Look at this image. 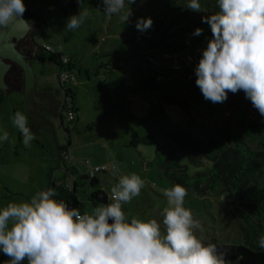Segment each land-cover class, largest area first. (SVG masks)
<instances>
[{"label":"rangeland","instance_id":"rangeland-1","mask_svg":"<svg viewBox=\"0 0 264 264\" xmlns=\"http://www.w3.org/2000/svg\"><path fill=\"white\" fill-rule=\"evenodd\" d=\"M179 1L135 0L130 5L131 16L125 23L117 15H106L102 0H83L89 16L78 28L69 30L67 18L79 11L77 0H24L26 9L39 10L50 27L49 37H45L35 25L25 21L30 28L18 41L24 51H30L29 60L36 75L31 109L43 108L54 125L60 145L66 144L70 137L69 165L87 176L95 166L108 167L105 172L96 173L100 187L108 195L120 174L141 176L145 183L140 195L124 205L129 218H157L162 222L161 212L166 206L162 189L175 183L153 162L156 150L171 140L172 133L220 127L244 133L253 124H264V117L245 98L243 91L229 92L224 103H212L197 87L195 68L212 33L200 35L174 51L168 50L165 44L146 50L121 46L141 35H152L159 20ZM214 3L213 0L200 2V12L187 8L180 11L175 19H171L164 37L186 32L188 29L183 28V24L187 20L203 22V17L219 11L218 1ZM125 11H128L127 7ZM141 17L153 20L152 27L144 32L136 28ZM36 33L40 34V45H53L60 50L62 58H69L72 63V68L67 69L70 80L66 85L74 100V122L69 121L67 109H62L65 96L58 78L60 69L54 55L36 45L33 38ZM117 53L119 58L114 60ZM37 54L41 59L36 57ZM21 73L17 86L11 84L6 91L0 88V135L4 131L9 134L8 141L0 140V209L9 202L30 201L36 192L51 188L53 182L56 199L66 201L69 207L82 206L81 214L91 213L95 207L88 200L90 189L80 186L77 192L73 190V181H79V178L72 174V169H64L58 164L57 144L50 125L38 121L40 128L31 130L42 147L33 142L31 147H25L21 132L12 124L11 118L17 111L16 101L25 98L13 90L24 91V74ZM147 82L152 86L148 88ZM41 102L45 104L40 106ZM133 130L142 136L150 135L151 143L140 142L132 146ZM179 156L191 175L197 171L207 173L211 169L209 161L196 165L186 154L179 153ZM185 188V207L191 209L200 222L197 235L205 243L260 247L258 238L252 234L248 238L245 236L233 209L240 208L255 221L258 219L235 195L219 190L202 197L193 189ZM261 223L264 226V222ZM8 259L0 251V264H7ZM22 264H27V260Z\"/></svg>","mask_w":264,"mask_h":264},{"label":"clouds","instance_id":"clouds-1","mask_svg":"<svg viewBox=\"0 0 264 264\" xmlns=\"http://www.w3.org/2000/svg\"><path fill=\"white\" fill-rule=\"evenodd\" d=\"M67 18L66 28H78L89 16L83 0ZM109 17L127 22L135 0H102ZM128 11H125V8ZM219 11L203 17L211 39L195 68L196 85L206 100L224 103L229 92L245 98L264 117V0H218ZM187 9L200 12V0H188ZM26 11L24 0H0V27H8ZM153 25L151 17L136 22L140 32ZM202 29L193 35L200 36ZM12 124L31 147L36 138L28 117L17 110ZM4 131L0 140L8 141ZM144 180L137 173L120 174L107 203L81 214L56 191L36 192L30 201L9 202L0 209V251L7 264H227L226 251L197 235L200 222L185 207L187 189L180 183L162 189L166 198L162 222L157 218H129L124 205L138 197ZM264 248V236L259 241Z\"/></svg>","mask_w":264,"mask_h":264},{"label":"trees","instance_id":"trees-1","mask_svg":"<svg viewBox=\"0 0 264 264\" xmlns=\"http://www.w3.org/2000/svg\"><path fill=\"white\" fill-rule=\"evenodd\" d=\"M215 3L218 0H213ZM204 2V0H200ZM188 0H181L174 4L168 10L165 16L159 20L153 34L144 37L130 39L122 44V47L146 50L154 45L165 44L168 50H177L185 47L199 36L193 35L195 29L201 28L202 35H210L211 28L207 23L198 19H190L185 22L184 27L188 29L179 36L165 38L164 34L175 19L177 14L184 10ZM214 3V4H215ZM23 15L29 22L35 25L45 37H49L50 27L46 17L39 11L27 8ZM181 21V20H180ZM42 48V45L36 43ZM52 54V53H51ZM54 60L59 69L63 68L57 55ZM36 57L41 59L40 55ZM119 54L113 56L118 60ZM72 63L66 65V69H71ZM21 70L19 65H15L7 77L11 82H20ZM146 86H152L147 82ZM71 95V91H70ZM74 107V100L71 101ZM68 108L66 105L62 109ZM21 111L28 117V114L21 108ZM61 115V113H60ZM76 117L70 122H74ZM43 124L48 125L44 120ZM63 125V121H61ZM28 125L34 132L38 126L33 123V118L28 117ZM68 132V128L66 129ZM170 141L156 150L153 164L158 165L165 171L167 178L173 183H180L184 187L194 190L198 196H209L223 190L229 194L235 195L244 205L251 208L252 214L258 219L250 216L240 208L234 207L235 217L241 224L245 236L250 234L258 238L264 236V124H253L243 132L230 130L228 127H220L212 130L191 129L174 132L170 135ZM37 147H42V143L35 138L32 141ZM140 142L151 143L150 135H139L135 130L132 131L131 145L137 146ZM71 139L68 137L67 143L60 145L61 154L69 153ZM180 154H186L196 165H203L204 162H211L212 166L209 172L197 171L191 175L188 172V166L181 163ZM61 166L64 169H72V174H77L78 169L69 165L67 160L61 156ZM79 181L73 183V190L78 191L80 186H87L90 189L88 200L94 207L101 203H107L108 194L100 187L99 179L95 176L77 175ZM51 188L54 189V183L51 182ZM220 251H226L227 264H264V248L251 247L243 244H216ZM260 245V244H259Z\"/></svg>","mask_w":264,"mask_h":264},{"label":"water","instance_id":"water-1","mask_svg":"<svg viewBox=\"0 0 264 264\" xmlns=\"http://www.w3.org/2000/svg\"><path fill=\"white\" fill-rule=\"evenodd\" d=\"M23 17L24 18L18 16L17 20L8 27H0V88L5 91L8 89L6 75L12 63L19 65L23 71L25 83L23 109L30 117L40 118L50 125L57 144L58 164L61 165V149L57 140L54 125L47 116L34 112L31 109L32 94L35 91L37 82L36 75L32 62L27 59L25 54L17 47V42L27 35L28 29L30 28L26 23L29 22V20L24 15Z\"/></svg>","mask_w":264,"mask_h":264},{"label":"built area","instance_id":"built-area-1","mask_svg":"<svg viewBox=\"0 0 264 264\" xmlns=\"http://www.w3.org/2000/svg\"><path fill=\"white\" fill-rule=\"evenodd\" d=\"M34 41L36 43L39 44L40 42V34H34L33 35ZM42 48L52 54L57 55L60 64L63 66V68L60 69L59 73H58V78L60 80V82L63 85V91H64V96H65V100H64V104L66 105V107L68 108L67 112H68V118L69 120H73L75 118V113H74V109H72L73 105L71 104L72 98L70 96V90L68 89L66 82L70 80V75L69 72L66 69V65L70 62L69 58H62L61 54H60V50H56L54 48L53 45L51 44H47V43H43L42 44ZM60 48H61V43H60ZM72 82H75V78L73 77ZM61 156H63L65 158V160H68L70 158V155L68 152H64L63 155L61 154ZM108 169V167H106L105 165L102 166H95L93 169H90V176H95L97 172H105Z\"/></svg>","mask_w":264,"mask_h":264},{"label":"crops","instance_id":"crops-1","mask_svg":"<svg viewBox=\"0 0 264 264\" xmlns=\"http://www.w3.org/2000/svg\"><path fill=\"white\" fill-rule=\"evenodd\" d=\"M14 91H16V92H18V93H20V95H22V96H24V91H22V90H20V89H17V88H15V89H13ZM9 91H11V90H9ZM40 93H43V91H41ZM22 97H20L19 99H17V101H16V107H17V110H19V111H21V108L23 109V102L24 101H22V99H21ZM41 103H43V104H45L44 102H41ZM40 104V103H39ZM42 104V105H43ZM40 106H41V104H40ZM32 110L34 111V112H36V111H38V113L40 112V111H42V113L43 114H45V116H47V114L46 113H44V111H43V108L42 107H36V108H33L32 107ZM40 110V111H39ZM31 118H34V120H33V123L36 125V126H38V128H40V124H38V121H40V120H42V119H40V118H36V117H31ZM84 175V173H81L80 172V170H78V173L76 174V175ZM86 175V174H85ZM76 180H74L73 181V183L75 182ZM72 186H73V184H72ZM71 186L69 185L68 186V188H70ZM82 206H78V207H76V208H78L79 210H80V212L82 211L81 208Z\"/></svg>","mask_w":264,"mask_h":264},{"label":"flooded vegetation","instance_id":"flooded-vegetation-1","mask_svg":"<svg viewBox=\"0 0 264 264\" xmlns=\"http://www.w3.org/2000/svg\"><path fill=\"white\" fill-rule=\"evenodd\" d=\"M17 47L25 54V56H26V58L27 59H29L31 56L29 55L30 54V51H24V47H21L20 45H19V42H17ZM29 53V54H28ZM15 65H17L16 63H12V65H11V67H10V69H9V71H8V73H7V75H6V82H7V84H8V87L12 84H15V86H17L16 84L18 83H16V82H11V81H9V80H7V77L9 76V74L11 73V71H12V69H13V67L15 66ZM20 70H21V72H23L22 71V69L20 68ZM22 74V73H21ZM40 104H43V103H40ZM40 111V110H39ZM36 112H38V111H36ZM40 114H43L42 113V111H40L39 112ZM43 115H45V114H43Z\"/></svg>","mask_w":264,"mask_h":264}]
</instances>
